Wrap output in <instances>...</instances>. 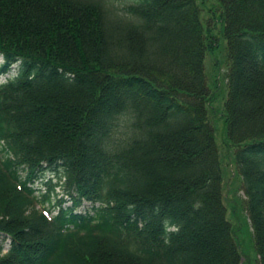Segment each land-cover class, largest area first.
I'll use <instances>...</instances> for the list:
<instances>
[{
	"label": "trees",
	"instance_id": "1",
	"mask_svg": "<svg viewBox=\"0 0 264 264\" xmlns=\"http://www.w3.org/2000/svg\"><path fill=\"white\" fill-rule=\"evenodd\" d=\"M111 1L0 0V264H240L214 118L264 264V0Z\"/></svg>",
	"mask_w": 264,
	"mask_h": 264
},
{
	"label": "rangeland",
	"instance_id": "2",
	"mask_svg": "<svg viewBox=\"0 0 264 264\" xmlns=\"http://www.w3.org/2000/svg\"><path fill=\"white\" fill-rule=\"evenodd\" d=\"M199 3L201 0H198ZM213 0H204L200 8L201 19L204 22L207 11L204 7H209ZM112 7H122L123 1L121 0H112ZM110 3V4H111ZM224 44L225 41H224ZM224 44L221 47L214 51H207L204 59L205 73L207 76L208 84L213 86L217 83V95L213 104L219 107L223 99L226 96V75L227 68L226 62L227 58L225 57V47ZM17 67V65H16ZM16 69V68H15ZM12 73L14 70L11 71ZM7 75H5L6 77ZM4 77V76H3ZM3 80V78H2ZM213 122L217 126V133L215 134V140L219 148V156L221 162V169L223 172L222 176V190H223V203L226 207V217L231 223L233 228L236 241L240 249L241 260L240 264H258V255L254 248V239H253V230L251 222L248 216L246 209V197L242 189V183L240 176L235 171V165L232 158L231 150L228 149L227 144H224L226 141V133L223 132V118H214ZM48 175H46L47 177ZM54 182V180H53ZM42 188L41 192H44L43 186H38ZM39 190L36 191L38 193ZM52 202L55 204L56 200L63 197L67 199L64 205H70L71 202L69 198L64 194L60 187H55L54 192H51ZM89 205V202L83 201L82 205L77 207V211H83ZM57 207H55L53 214H56Z\"/></svg>",
	"mask_w": 264,
	"mask_h": 264
},
{
	"label": "bare ground",
	"instance_id": "3",
	"mask_svg": "<svg viewBox=\"0 0 264 264\" xmlns=\"http://www.w3.org/2000/svg\"><path fill=\"white\" fill-rule=\"evenodd\" d=\"M4 57H5V53L4 52H1L0 53V63H3L4 64V62H5ZM12 60L13 61H10L8 63V66L5 67V71L1 75H7V77H11V76H13L16 73V69L15 68H16V65L18 63L16 62V59H12ZM12 70H14L13 73L11 72ZM222 193H223V190H222ZM222 196H223V194H222ZM222 200H223V198H222ZM51 214H53V213H51Z\"/></svg>",
	"mask_w": 264,
	"mask_h": 264
}]
</instances>
